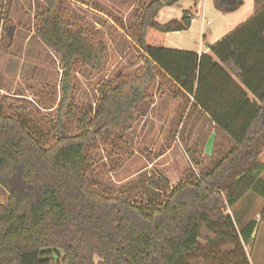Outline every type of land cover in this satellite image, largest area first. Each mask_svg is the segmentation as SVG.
Returning a JSON list of instances; mask_svg holds the SVG:
<instances>
[{"label":"trees","instance_id":"16d2710c","mask_svg":"<svg viewBox=\"0 0 264 264\" xmlns=\"http://www.w3.org/2000/svg\"><path fill=\"white\" fill-rule=\"evenodd\" d=\"M178 1L140 5L125 37L142 52V67L101 87L88 116L73 103L74 67L80 62L101 72L106 47L87 28L70 30L59 0H42L35 37L58 57L61 71L55 126L47 133L55 141L47 145L30 120L31 104L0 96V187L8 194L0 204V264H250L246 245L256 222L238 231L228 211L250 190L264 189V0H253L252 17L201 56L164 47L165 35L188 30L197 13L193 0L180 20L158 24L159 10ZM211 1L222 14L244 5ZM157 73L175 94L193 98L230 147L193 179L172 188L155 184L145 205L100 194L86 180L84 150L129 127Z\"/></svg>","mask_w":264,"mask_h":264},{"label":"rangeland","instance_id":"374dc122","mask_svg":"<svg viewBox=\"0 0 264 264\" xmlns=\"http://www.w3.org/2000/svg\"><path fill=\"white\" fill-rule=\"evenodd\" d=\"M149 1L59 0L58 12L68 19L69 29L87 28L92 40L106 47L101 72L80 62L74 67L73 103L75 107L84 106L88 116L96 110L101 87L141 69L142 65L137 67L140 57L125 36L138 22L140 5ZM42 7V0H0V95L8 99L7 103L31 104L30 120L44 134L47 145H52L55 138L47 133L55 126V110L44 109L58 103L61 71L58 57L35 37V15ZM9 27L13 30L6 32ZM174 97L168 108L159 102L151 112L152 118L142 120L143 126L136 121L146 113L147 102L128 128L97 137L85 148V177L91 188L105 196H121L145 205L151 189L157 188L155 184L172 188L193 179L229 149L226 136L193 105V100H184L178 94ZM152 119L157 121L155 126ZM77 128L82 126L78 124ZM263 171L260 179L264 182ZM263 197V188L258 194L250 190L228 211L238 231L256 222L246 245L250 264H264ZM7 198L0 187V204ZM191 264L201 262L194 260Z\"/></svg>","mask_w":264,"mask_h":264},{"label":"crops","instance_id":"0c3cea01","mask_svg":"<svg viewBox=\"0 0 264 264\" xmlns=\"http://www.w3.org/2000/svg\"><path fill=\"white\" fill-rule=\"evenodd\" d=\"M193 5V0H180L171 7H164L159 10L155 20L160 25H164L172 20H180L183 12L192 8ZM253 12V0H244L243 7L231 14H222L218 12L214 8L211 0H199L197 3V13L191 21L189 29L182 32L166 34L164 38V47L169 50L196 53L199 56L209 54L210 47L249 20ZM132 46L134 47L133 44ZM134 48L136 49L137 55L140 57V62L137 66L140 67L143 64V54L141 51L137 50L136 47ZM164 88H166V90ZM178 95L184 98V100H189V98L193 100L189 95L181 93H178ZM174 96H177V94L173 92L170 80L165 78L161 73H157L155 80L147 89L145 102L140 105V111H142L145 110L146 102L148 103L146 113L136 121L139 123L138 125L143 126L144 120L152 118L153 114L151 112L154 111L159 102H164V105H166L164 106L165 108L170 107L171 101L175 98ZM250 100L254 101L253 97L250 96ZM56 105L57 104L44 110L52 111L55 109ZM25 106L29 105L27 104ZM205 116L208 115L205 114ZM156 124L157 121L152 119L151 125L155 126ZM259 162L264 166V149L260 155Z\"/></svg>","mask_w":264,"mask_h":264}]
</instances>
